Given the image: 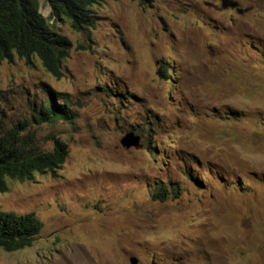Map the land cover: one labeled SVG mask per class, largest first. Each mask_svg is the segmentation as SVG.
Returning a JSON list of instances; mask_svg holds the SVG:
<instances>
[{
  "label": "rangeland",
  "instance_id": "obj_1",
  "mask_svg": "<svg viewBox=\"0 0 264 264\" xmlns=\"http://www.w3.org/2000/svg\"><path fill=\"white\" fill-rule=\"evenodd\" d=\"M94 10L88 31L55 25L72 43L59 75L38 58L0 62V131L69 151L58 176L0 193L2 212L43 223L0 264H264V0ZM62 97L73 122L36 120ZM161 185L177 192L161 202Z\"/></svg>",
  "mask_w": 264,
  "mask_h": 264
},
{
  "label": "trees",
  "instance_id": "obj_2",
  "mask_svg": "<svg viewBox=\"0 0 264 264\" xmlns=\"http://www.w3.org/2000/svg\"><path fill=\"white\" fill-rule=\"evenodd\" d=\"M48 1L52 14L45 19L38 12L34 0H0V4L11 5L10 11L0 12V62H12L18 57L32 63V59L38 58L49 72L57 75L70 56L72 43L57 32L55 24L67 20L73 30L88 31L96 25L94 7L106 0ZM135 1L145 7L152 6L155 0ZM29 4L35 6V13H24ZM167 72L164 68L160 71L162 74ZM74 118L70 102L65 97L57 102L51 99L48 105L36 111V120L42 123L73 122ZM146 141L153 159L159 158L160 153L152 147V139L147 138ZM68 156L67 145L59 139L55 140L51 151H43L33 135H23L16 129L7 133L0 131V193L8 192L11 180L24 183L33 181L36 174L58 176ZM175 192L176 189L161 185L153 196L163 202ZM42 229L43 223L34 213L19 215L0 210V248L6 252L32 247Z\"/></svg>",
  "mask_w": 264,
  "mask_h": 264
},
{
  "label": "clouds",
  "instance_id": "obj_3",
  "mask_svg": "<svg viewBox=\"0 0 264 264\" xmlns=\"http://www.w3.org/2000/svg\"><path fill=\"white\" fill-rule=\"evenodd\" d=\"M34 1L37 3V10H38V12L42 15L40 9H41V6H42V3H43L44 0H34ZM45 1L49 4L51 12H50V14H49L48 17H44L43 15H42V16H43L45 19H48V18L51 16V14H52V7H51V5H50V3H49L48 0H45ZM10 10H11V5H10V4H0V12H1V13L4 12V11H10ZM24 13H25V14H33V13H35V6L32 5V4H29V5L27 6V9L24 11ZM61 22H62V21H61ZM53 23H54V20L51 22V24H53ZM58 23H59V22H58ZM58 23H56V24H58ZM56 24H55V25H56ZM15 58H16V57H15ZM17 58H18V57H17Z\"/></svg>",
  "mask_w": 264,
  "mask_h": 264
},
{
  "label": "water",
  "instance_id": "obj_4",
  "mask_svg": "<svg viewBox=\"0 0 264 264\" xmlns=\"http://www.w3.org/2000/svg\"><path fill=\"white\" fill-rule=\"evenodd\" d=\"M122 143L127 148H131L132 146H135V147L139 146L137 139L132 140V134H130L129 136H126L123 139ZM129 261H130V264H139V260L136 257H131Z\"/></svg>",
  "mask_w": 264,
  "mask_h": 264
},
{
  "label": "bare ground",
  "instance_id": "obj_5",
  "mask_svg": "<svg viewBox=\"0 0 264 264\" xmlns=\"http://www.w3.org/2000/svg\"><path fill=\"white\" fill-rule=\"evenodd\" d=\"M171 81V80H170Z\"/></svg>",
  "mask_w": 264,
  "mask_h": 264
}]
</instances>
